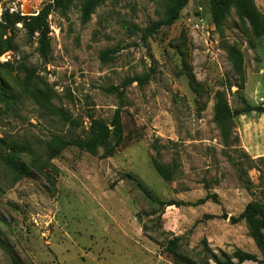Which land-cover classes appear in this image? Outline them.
<instances>
[{
	"label": "rangeland",
	"instance_id": "374dc122",
	"mask_svg": "<svg viewBox=\"0 0 264 264\" xmlns=\"http://www.w3.org/2000/svg\"><path fill=\"white\" fill-rule=\"evenodd\" d=\"M36 1L2 0L0 20L4 12L36 17L58 0ZM253 1L257 19L232 9L211 33L214 56L194 27L200 18L213 24L209 0L191 1L150 38L145 31L164 19V0H105L89 20L87 0H72L50 14L47 65L23 23L8 31L0 57V264H217L214 257L237 251L257 258L244 264H264L247 224L231 223L250 203L264 204V114L234 118L223 135L214 112L218 94L233 112L242 100L264 108V0ZM135 77L150 81L121 88ZM118 111L125 142L113 157L70 148L50 159L54 138L85 137L92 121L110 124ZM208 195L219 203L166 205Z\"/></svg>",
	"mask_w": 264,
	"mask_h": 264
},
{
	"label": "trees",
	"instance_id": "16d2710c",
	"mask_svg": "<svg viewBox=\"0 0 264 264\" xmlns=\"http://www.w3.org/2000/svg\"><path fill=\"white\" fill-rule=\"evenodd\" d=\"M165 1V17L163 20L156 23L152 28L145 31L147 38L155 35L163 27H172L179 21L182 11L193 0H164ZM2 0H0V3ZM105 2V0H87L83 7V15L85 20H89L95 11ZM210 12L212 23L218 31H221L226 25V21L231 13L232 9H235L237 14L249 21H254L258 17L257 9L253 0H209ZM72 0H58L54 6H48L43 9L38 16L27 18L20 15H10L8 12H4L2 19L0 20V57L3 56L8 50L2 48L1 43L4 41V37L8 31L15 27L16 24L23 23L24 29L30 39L35 40L38 45V54L42 61L47 65L51 55V27L49 23V17L52 11L63 9L66 10L71 5ZM5 42V41H4ZM7 43V42H6ZM27 73L29 83H32L31 78L33 74L26 67L23 68ZM150 81V77H135L128 79L121 86L122 89H126L128 86L137 83L140 87H144ZM120 88V89H121ZM120 89H112L111 93L118 92ZM2 95V88L0 85V96ZM242 109L233 112L228 106V102L223 94H218L216 97L215 105V122L219 126L223 135H226L229 124L234 118L249 113L264 114L263 107H253L249 105L245 100H242ZM125 142V132L122 123L120 112L118 111L112 122L107 124L100 120H94L91 122L88 132L85 137H75L71 139L54 138L49 143L48 155L50 159L59 157L65 150L70 148L78 149L81 152H85L91 155H97L100 150L104 151V158H111L115 155L118 149ZM8 164L13 169H19V167L12 161L8 160ZM154 168L165 180H169L173 176L174 172H171L168 166L155 161ZM172 178V177H171ZM247 189L251 192V185L247 182ZM212 201L216 204L219 203L217 195H208L204 199H201L193 204H184L170 202L166 205L168 207H200L207 202ZM165 205V204H162ZM245 222L248 226L250 237L253 239L257 248L264 255V204L260 202H252L246 206L243 213L237 218H232V224H239ZM214 257V256H213ZM223 261L214 257L217 264H244L246 262H256L257 258L253 255L237 251L233 258L227 257L222 253ZM236 260L237 263H234ZM13 264H21L19 260L13 258Z\"/></svg>",
	"mask_w": 264,
	"mask_h": 264
},
{
	"label": "built area",
	"instance_id": "2783aa9c",
	"mask_svg": "<svg viewBox=\"0 0 264 264\" xmlns=\"http://www.w3.org/2000/svg\"><path fill=\"white\" fill-rule=\"evenodd\" d=\"M37 1L35 3H37ZM53 1L55 2V0ZM37 15L39 14L37 13ZM194 27L197 31H200L202 35H204L207 52L210 53V55L212 56H214L215 53H218V50L216 49L218 47V38H214L211 36V33L216 30L214 24L209 25V23H207L204 18H200L198 19ZM214 50L215 52H213Z\"/></svg>",
	"mask_w": 264,
	"mask_h": 264
},
{
	"label": "water",
	"instance_id": "95a60500",
	"mask_svg": "<svg viewBox=\"0 0 264 264\" xmlns=\"http://www.w3.org/2000/svg\"><path fill=\"white\" fill-rule=\"evenodd\" d=\"M226 218L228 217V216H225Z\"/></svg>",
	"mask_w": 264,
	"mask_h": 264
}]
</instances>
